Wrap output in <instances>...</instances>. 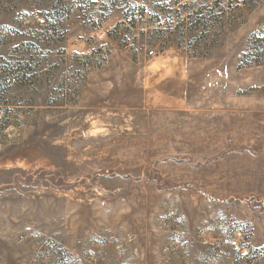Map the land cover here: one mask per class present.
I'll return each instance as SVG.
<instances>
[{
    "label": "rangeland",
    "instance_id": "374dc122",
    "mask_svg": "<svg viewBox=\"0 0 264 264\" xmlns=\"http://www.w3.org/2000/svg\"><path fill=\"white\" fill-rule=\"evenodd\" d=\"M0 264H264V0H0Z\"/></svg>",
    "mask_w": 264,
    "mask_h": 264
},
{
    "label": "trees",
    "instance_id": "16d2710c",
    "mask_svg": "<svg viewBox=\"0 0 264 264\" xmlns=\"http://www.w3.org/2000/svg\"><path fill=\"white\" fill-rule=\"evenodd\" d=\"M145 13H146V8L142 7L141 16H144ZM126 15H127V13L125 14V16ZM157 18H160V16H157ZM131 23H132V27H135L136 21L133 20ZM194 25L195 26L192 27V31H196L197 29H199L201 24L199 22H196ZM150 43H152V40H150Z\"/></svg>",
    "mask_w": 264,
    "mask_h": 264
}]
</instances>
